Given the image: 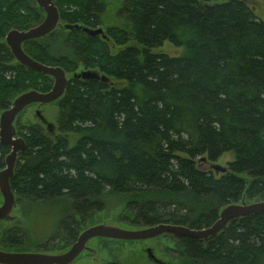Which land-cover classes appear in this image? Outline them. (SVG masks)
<instances>
[{"label": "trees", "instance_id": "16d2710c", "mask_svg": "<svg viewBox=\"0 0 264 264\" xmlns=\"http://www.w3.org/2000/svg\"><path fill=\"white\" fill-rule=\"evenodd\" d=\"M54 2L64 24L101 26V0ZM119 14L129 28L109 25L104 35L56 27L23 42L30 56L71 75L52 128L16 118L25 139L11 178L17 201L46 200L34 215L55 216L49 203L69 197L86 216L111 189L127 194L136 225L202 228L228 203L263 199L264 20L249 0H123ZM44 16L36 0H0V112L25 90L53 86L52 75L21 63L5 39ZM165 40L183 51H155ZM80 65L108 78L77 76ZM10 150L0 140V169ZM228 150L234 157L221 174L197 163ZM61 224L76 238L72 213ZM173 236L183 244L180 264H264V211L233 218L205 239ZM3 240L19 250L26 228L8 225Z\"/></svg>", "mask_w": 264, "mask_h": 264}, {"label": "rangeland", "instance_id": "374dc122", "mask_svg": "<svg viewBox=\"0 0 264 264\" xmlns=\"http://www.w3.org/2000/svg\"><path fill=\"white\" fill-rule=\"evenodd\" d=\"M101 1L105 4V9L101 14V26L104 29L109 25H119L122 27L129 26L125 17L119 14V9L123 0ZM249 2L255 12L264 20V0H249ZM64 26L65 24L60 20L57 27L62 28ZM130 42L135 43L134 39ZM154 50L165 51L169 54L177 55L183 51V46H177L169 40H165L161 46L155 47ZM84 69L86 68H84L83 65H80L77 71L81 72ZM67 74L71 75V72H67ZM122 83L123 81L116 80V84ZM37 109L42 111L48 122H52L53 125L56 124L57 117L61 111L60 105L57 101L47 103L32 102L28 104L19 113L18 118L21 124H28L37 121L43 123L44 121L41 120L36 113ZM43 124L47 125V122H44ZM70 137L73 142L75 135L71 134ZM233 157V150H228L216 160L209 159L207 155L199 156L197 158V163L201 168L212 169L218 175L221 174L223 170H216L214 165L217 164L227 167L228 161L233 159ZM100 198L103 202V207L101 209L90 211L86 216L78 214L76 211L72 210L73 201L71 198L63 197L53 199L52 203H49V205L54 206L58 211L55 216H51L43 215L42 211V214L39 213V215H34L33 213V210L36 207L41 206V208H43L45 207L44 205H48L46 200L21 198L17 201L16 197V203L10 212V215L5 219L0 220V248L6 249L9 247L10 249L6 250H18L12 246H5L6 243L3 240L5 228L12 223H18L25 227L27 232V241L25 244L17 247L19 250L47 252H60L65 249L67 250L68 246L72 243V240H70L66 234L62 224L60 225V219L64 217V215L71 213L74 218H77L79 232L85 227L96 223L114 224L124 228L139 227V225H136L133 222V213L128 209L127 194L108 189L100 195ZM2 201L3 196L1 194L0 203H2ZM49 236H53V239H49ZM44 241H46L47 249L40 246ZM88 245V248H84L82 250L83 252H81L78 257L69 264H180V248H183V244H180L178 239L170 233H162L147 240L93 238L88 242ZM146 246H151L156 256L162 260V262H158L151 258L148 254L147 248H144Z\"/></svg>", "mask_w": 264, "mask_h": 264}, {"label": "water", "instance_id": "95a60500", "mask_svg": "<svg viewBox=\"0 0 264 264\" xmlns=\"http://www.w3.org/2000/svg\"><path fill=\"white\" fill-rule=\"evenodd\" d=\"M44 9V18L34 26L27 29H10L6 36V42L10 46L15 57L24 65L36 70H41L54 77V83L50 90L41 91L36 88L25 90L18 94L12 101V104L0 113V140L4 144L11 146L10 152L6 155V165L0 169V193L3 201L0 204V220L10 215L15 203L16 193L11 185V178L15 173V165L19 150L25 147V139L17 135L15 120L18 114L32 102L47 103L57 100L61 97L69 81L67 71L60 65H52L39 61L30 56L23 48V42L28 39L38 38L53 31L59 24L61 17L60 11L54 0H36ZM67 28L83 25L80 23H66ZM89 33H103V27L90 28L83 26ZM106 35L105 33H103ZM75 75L84 77H101L103 80L108 76L100 75L92 69H84ZM38 116L44 122H47L48 128H52L53 123L48 122L40 109L36 110ZM216 170H225L226 167L214 165ZM264 211V198L250 202H231L226 204L220 211L219 218L211 225L202 228H192L183 224L171 222H160L154 225H148L140 228H124L121 226L97 223L83 229L77 240L64 252H47L33 250H6L0 248L1 264H69L78 257L86 246L87 240L96 235H105L116 238L138 239L157 236L162 233H172L174 235H188L196 238H208L212 234L222 230L233 218ZM151 258L162 262L151 247L147 248ZM167 264V263H166Z\"/></svg>", "mask_w": 264, "mask_h": 264}, {"label": "flooded vegetation", "instance_id": "af4514ba", "mask_svg": "<svg viewBox=\"0 0 264 264\" xmlns=\"http://www.w3.org/2000/svg\"><path fill=\"white\" fill-rule=\"evenodd\" d=\"M69 76V75H68ZM97 224V223H96ZM93 225V224H92ZM114 225V224H113ZM88 227V226H87ZM140 227H144V225H142V226H139L138 228H140ZM86 228V227H85ZM84 228V229H85ZM83 230V229H82ZM81 230V231H82ZM80 231V232H81ZM80 232H78V234H77V236H76V238H74L73 240L70 238V237H72V236H70L69 238H70V240H72V243L68 246V248H70L71 247V245L77 240V238H78V235H79V233ZM166 233H169V232H166ZM170 234H172V233H170ZM173 235V234H172ZM93 238H96V239H98V238H111V239H124V240H147V239H149V238H151V237H149V238H138V239H126V238H116V237H110V236H105V235H96V236H93V237H91V238H89L88 240H87V243H86V246L84 247V248H88V242L91 240V239H93ZM149 247H151V246H146V247H144V248H149ZM102 248V247H101ZM152 248V247H151ZM64 251H66V249L65 250H63V251H60V252H64ZM81 252H83V251H81ZM55 253H58V252H55Z\"/></svg>", "mask_w": 264, "mask_h": 264}, {"label": "bare ground", "instance_id": "6f19581e", "mask_svg": "<svg viewBox=\"0 0 264 264\" xmlns=\"http://www.w3.org/2000/svg\"><path fill=\"white\" fill-rule=\"evenodd\" d=\"M205 239V238H204Z\"/></svg>", "mask_w": 264, "mask_h": 264}]
</instances>
